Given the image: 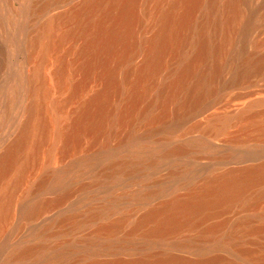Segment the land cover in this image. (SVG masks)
<instances>
[{"label":"bare ground","instance_id":"1","mask_svg":"<svg viewBox=\"0 0 264 264\" xmlns=\"http://www.w3.org/2000/svg\"><path fill=\"white\" fill-rule=\"evenodd\" d=\"M47 8L45 4L40 9ZM64 20L70 21L72 28L55 39L54 29ZM38 30V35L27 41L30 56L40 53L38 67L28 77L33 97L28 119L17 139L0 155V235L18 209L17 194L27 196L45 189L46 178L27 187L29 172L54 164V149L59 151V159H67L86 150L82 148L88 140L89 147L99 146L104 156L114 161L112 168L122 172L127 162L118 161L119 151H128L129 160L143 164L147 158L142 151L156 146L157 138L170 139L184 121L202 118L215 107L226 112L235 99L254 96L257 85L264 83V0H86L78 12L51 16ZM143 30L148 35L145 39L141 38ZM66 39L83 40L76 53L81 79L74 84L69 81L66 72L71 65L59 60L53 73L54 87L65 90L67 97L57 103L50 100L53 89L47 84L43 66L53 43L56 48ZM92 80L98 81V88L73 113L69 111L68 104L77 101ZM257 103L256 99L249 101L236 117L246 115L252 121V107ZM230 121L228 115L220 117L217 129L223 130ZM255 125L264 137V116ZM46 144V161L40 162ZM182 152L177 146L162 155ZM88 155L86 151L79 156L82 159L75 165L90 163L92 156ZM71 168L59 176L70 173ZM51 174L54 179V170ZM260 184H264V163L227 172L190 191L184 200L177 198L151 210L133 224L131 233L150 224L145 235L163 239L195 228L201 220L235 204L256 206L264 192L248 203L245 195ZM67 196L63 193L56 200L37 203L22 214L38 217ZM244 224H235L222 238L216 235L223 224L209 227L205 234L212 239L213 250L195 249L194 259L147 254L130 261L88 260L84 264H264V245L243 248L234 242L235 230ZM121 225L101 230L110 234ZM247 233L264 236V225L249 228ZM176 246L195 248L192 242ZM224 250L231 254L230 259L221 255Z\"/></svg>","mask_w":264,"mask_h":264},{"label":"rangeland","instance_id":"2","mask_svg":"<svg viewBox=\"0 0 264 264\" xmlns=\"http://www.w3.org/2000/svg\"><path fill=\"white\" fill-rule=\"evenodd\" d=\"M85 1L0 0V155L17 139L20 128L28 119L27 109L33 100L29 94L28 77L38 67L40 53L35 52L30 56L27 41L38 35L39 26L51 16L56 18L74 14ZM45 4L48 8L41 10ZM71 28L70 21H62L54 29V38H59ZM147 36L143 30L141 38ZM82 43V39H66L56 48L53 43L43 66L47 84L53 89L51 101L63 102L67 97L65 90L61 92L54 87L53 73L59 60H66L71 65L66 72L68 80L73 84L80 81L81 74L76 71V53ZM134 61L139 63V59ZM97 88L98 81L92 80L79 99L68 104L67 109L73 113ZM254 91V96L235 99L226 112L215 107L202 118L184 121L170 139L157 138L159 143L156 146L151 148L150 145L142 151V156L147 158L143 164L129 160L128 151H119L120 154L116 156L118 161L123 159L122 162H127L122 172L117 173L118 170L112 168L114 161L108 160L99 146L89 147L88 140L84 141L82 148L86 150L77 151L67 159H59V151L54 149V164L29 172L32 174L27 187H34L46 178L45 189L27 196H24V192L17 194V199H20L18 209L0 235V264L130 261L147 254H170L194 259L197 256L195 249L213 250L214 243L205 234L209 227L223 224V229H219L216 235L222 238L233 231L235 224L244 221L247 224L235 230L234 242L243 248L263 246L264 236L248 234L247 230L264 225V198L253 207L235 204L226 211H218L212 217L201 220L195 228L180 230L163 239L145 235L150 224L131 233L133 224L151 210L177 198L184 200L190 191L199 190L210 180L227 172L255 168L264 163V137H260L255 125L264 116V83L258 84ZM253 99L259 101L252 107L253 120H247L246 115L237 118L244 105ZM226 115L231 117V121L219 131L216 121ZM110 144L114 145L115 140ZM177 146L183 148L179 155H162ZM47 151L46 144L41 150L40 162L46 161ZM86 151L90 159L92 156L91 162L77 167L75 164L82 159L79 156ZM69 167H72V173L59 176ZM53 170L54 179L51 178ZM262 192L264 184L252 187L245 195L246 202H252ZM63 193H68L66 199L48 212L38 217L22 214L27 208L56 200ZM119 222L122 223L121 227L110 234L101 230ZM183 242H192L195 248L178 249L176 244ZM221 255L231 258V254L225 250Z\"/></svg>","mask_w":264,"mask_h":264}]
</instances>
